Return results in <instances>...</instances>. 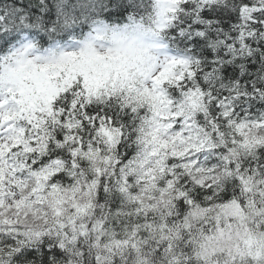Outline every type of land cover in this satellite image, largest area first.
<instances>
[{
  "label": "snow or ice",
  "instance_id": "1",
  "mask_svg": "<svg viewBox=\"0 0 264 264\" xmlns=\"http://www.w3.org/2000/svg\"><path fill=\"white\" fill-rule=\"evenodd\" d=\"M0 264H264V0H0Z\"/></svg>",
  "mask_w": 264,
  "mask_h": 264
}]
</instances>
